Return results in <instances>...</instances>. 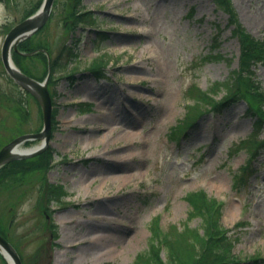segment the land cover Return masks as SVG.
Returning a JSON list of instances; mask_svg holds the SVG:
<instances>
[{
	"label": "rangeland",
	"instance_id": "rangeland-1",
	"mask_svg": "<svg viewBox=\"0 0 264 264\" xmlns=\"http://www.w3.org/2000/svg\"><path fill=\"white\" fill-rule=\"evenodd\" d=\"M77 1L54 0L48 21L28 45L47 50L46 64L21 54V68L39 82L63 46H73L77 55L47 80L55 110L45 149L49 168L0 189V231L23 264H130L149 247L153 224L161 236L173 225L183 228L191 210L184 197L197 191L223 204L220 225L238 237L231 251L235 264L264 260V150L252 157L246 147L237 148L251 130L247 103L262 114L264 104L242 76L233 85L245 100L219 114H206L209 107L202 106L199 120L191 109L200 91L239 69L240 44L227 26L229 15L217 11L212 0H80L78 8ZM40 3L0 0V47ZM230 5L237 23L264 41V0H230ZM76 8L90 12L79 25L73 23ZM136 13L140 22L132 20ZM152 24L145 38L140 31ZM95 61L104 64L97 75L91 72ZM3 68L0 57V148L42 128L39 103ZM255 78L264 91L262 65ZM229 91L223 86L214 101ZM101 108L118 117L99 116ZM109 127L147 136L145 162L114 159L134 150L118 148L123 144L118 132L106 142L82 140V128L94 138ZM263 137L264 129L258 138ZM39 145L28 141L20 148ZM246 164L252 173L235 182ZM135 173L143 176L129 184L111 179ZM50 184L62 189L47 203ZM200 225L198 218L188 223ZM88 234L101 235L92 241L97 254L87 243L67 246Z\"/></svg>",
	"mask_w": 264,
	"mask_h": 264
},
{
	"label": "trees",
	"instance_id": "trees-1",
	"mask_svg": "<svg viewBox=\"0 0 264 264\" xmlns=\"http://www.w3.org/2000/svg\"><path fill=\"white\" fill-rule=\"evenodd\" d=\"M77 8L80 4V0L77 1ZM213 6L217 11L224 12L229 15L231 21L228 27L231 26V36L236 38L240 44V56L238 58L239 69L231 71V76L224 82H215L206 91H200L195 97V105L191 107L192 110L197 109L195 113V120L202 115V106H208L209 111L220 113L222 110L229 108L236 102L245 100L241 96L240 90L233 83L240 79L242 76H247L251 82L254 93L260 101L264 104V91L260 88V84L255 78V68L259 65L264 67V41L254 38L248 33L240 24L237 23L234 14L231 11L230 0H212ZM39 5V3H37ZM38 6L34 7L28 14H25V18L35 13ZM76 8L74 12V22L76 25L85 22V17L90 14L87 11H80ZM42 30V29H41ZM40 30V31H41ZM40 31L37 33L39 34ZM36 33V34H37ZM100 34L104 35V32L99 31ZM31 35L28 39L20 42L17 47V52L12 51L13 62L19 66L21 71L20 60L23 58L20 53L34 52L35 57H41L46 62L47 50L41 48L42 46H29L31 40L35 35ZM34 36V37H33ZM43 50V51H42ZM215 56V55H212ZM49 60V82L51 76L59 72L62 65L71 63L77 55L73 46H63L59 52L50 57ZM64 58V59H63ZM63 59V60H62ZM228 61V60H227ZM231 60H229L230 63ZM103 61H95L92 65L91 72L94 75L102 73L104 70ZM106 66V65H105ZM47 70V67H46ZM45 70V73H46ZM25 73V71H23ZM46 76V75H45ZM44 76V77H45ZM44 79V78H43ZM42 79V80H43ZM226 90H230L225 98L220 99L219 102L214 101V95L218 94V90L222 87ZM81 105V104H78ZM245 116L251 120L250 133L245 139L239 141L237 148L246 147L252 157H255L261 150H264V137L259 139L258 136L264 129V114L257 112L247 103V109H245ZM204 114V115H206ZM55 117V110H52V123ZM193 119V121H194ZM199 120V119H198ZM192 121V122H193ZM191 122V123H192ZM53 126L51 131H53ZM27 143V142H26ZM50 152L48 150L43 151L41 154L34 158L25 160H14L0 169V189H4L16 183H20L26 173L37 170H46L49 168ZM251 164L241 168V172L235 175V182L241 180L244 174L252 173ZM240 174V175H239ZM62 188L56 185L50 184L47 190V203L52 201L58 196L57 192H60ZM189 208H191L187 223L183 228H177L175 225L167 229L164 236L159 233L158 227L153 224L151 239L149 241V247L147 250L138 252L130 264H235L236 260L232 259L231 251L237 244V235L229 234V231L222 228L220 225V219L223 211V204L219 203L216 199L209 197L203 191L190 192L184 197ZM198 218L201 220L200 227H190L188 223L191 220ZM238 224H236L237 226ZM0 234L5 238L3 232ZM163 252L165 257H163ZM21 258V257H20ZM22 260V259H21ZM2 264H7L5 259L0 256ZM254 264H261L264 260L259 257H254L250 260ZM23 263V261H22Z\"/></svg>",
	"mask_w": 264,
	"mask_h": 264
},
{
	"label": "water",
	"instance_id": "water-1",
	"mask_svg": "<svg viewBox=\"0 0 264 264\" xmlns=\"http://www.w3.org/2000/svg\"><path fill=\"white\" fill-rule=\"evenodd\" d=\"M54 0H43L35 14L25 18L4 36L1 48V60L4 69L18 85L30 92L40 104L42 111V129L37 133L23 134L9 141L0 149V168L14 160H24L35 157L46 149L51 133L52 101L46 88V80L42 83L21 73L13 64L10 56L11 49L17 51V44L39 31L49 18ZM39 140L41 145L29 151L18 152L17 148L25 141ZM0 253L8 264H22L17 252L11 244L0 235Z\"/></svg>",
	"mask_w": 264,
	"mask_h": 264
},
{
	"label": "bare ground",
	"instance_id": "bare-ground-1",
	"mask_svg": "<svg viewBox=\"0 0 264 264\" xmlns=\"http://www.w3.org/2000/svg\"><path fill=\"white\" fill-rule=\"evenodd\" d=\"M132 20H134V22H140V18L138 17L137 13L136 14H133L132 15ZM154 25H150L148 26V29H141V33L144 34L145 38H148L149 35H150V30L154 29ZM131 80H134L133 78ZM124 109L126 108V106L124 105L123 107ZM103 108L101 109H98V115L99 116H103L104 118L108 119L109 117L111 116H114L115 115V112L114 114L111 113V112H107L108 115H106L102 110ZM111 109V108H110ZM122 109L123 112H125V114L127 115V108L124 110ZM99 116H97L99 118ZM114 117H118V116H114ZM125 119L129 122H132V120H129L128 118L125 117ZM128 122V123H129ZM83 133V136H82V140H84L85 143H94V142H106L107 141V137H109V135H112L111 132L113 133H120L121 136H122V139H123V144L120 145V147L118 148H129V147H133L134 150H132L131 152H127L126 154H117L116 156L114 155V159H117V160H134V161H138V162H145L146 160V151L143 149L144 146L147 145L148 143V137L145 136V135H139V136H136L137 134H134V133H131L130 131H128L127 129L125 128H120L119 130H115V128L113 129L112 127H109L108 130L106 131V134H102L98 137H94L92 135H90V133L87 132V129H80ZM89 130H92V129H89ZM98 130H100V128H98ZM88 133V134H87ZM37 147V146H36ZM34 147V148H36ZM34 148H30V149H22V148H17V151L18 152H24V151H31L32 149ZM142 177L143 176V173H135V174H124L122 176H115V177H111V179H115V180H120L122 182H124L125 184H129L131 181L134 180V178H137V177ZM101 237V235L99 237L95 236L94 234H88L86 235L85 237L83 236L82 239H78V240H75L73 241L74 243H70L68 244L67 246L68 247H78V246H86L87 244H89V248L92 250L94 249V251H96V254L98 253V248H93L94 245L92 244L93 242L92 241H95L97 239H99ZM87 243V244H86ZM86 244V245H85ZM93 246H92V245Z\"/></svg>",
	"mask_w": 264,
	"mask_h": 264
}]
</instances>
